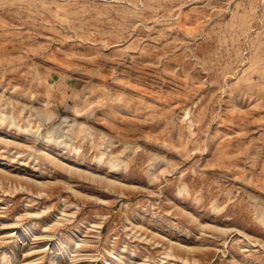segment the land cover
<instances>
[{
	"label": "rangeland",
	"instance_id": "1",
	"mask_svg": "<svg viewBox=\"0 0 264 264\" xmlns=\"http://www.w3.org/2000/svg\"><path fill=\"white\" fill-rule=\"evenodd\" d=\"M0 264H264V0H0Z\"/></svg>",
	"mask_w": 264,
	"mask_h": 264
}]
</instances>
